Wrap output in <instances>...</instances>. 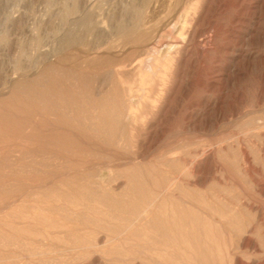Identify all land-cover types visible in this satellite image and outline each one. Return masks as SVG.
Listing matches in <instances>:
<instances>
[{
    "label": "rangeland",
    "instance_id": "obj_1",
    "mask_svg": "<svg viewBox=\"0 0 264 264\" xmlns=\"http://www.w3.org/2000/svg\"><path fill=\"white\" fill-rule=\"evenodd\" d=\"M252 1L0 0V84L7 76L15 77L17 82L36 80L54 63L63 64V70L68 69L63 72L64 78H67L74 72L71 61L82 62V65L86 61L90 66L105 67L89 70V73L84 71L83 76L92 87L96 85V76L110 69L106 65L116 64V60L121 62L135 58L136 50L130 49L126 41L129 35V38H135V32L130 29L134 19L136 22L140 15L147 26L140 31L143 35L141 40H164L158 48L160 54L167 51L168 45L172 48L175 45L176 51L173 48L170 52L173 57L180 56L179 60L180 46L185 51L183 60L176 62L174 72L178 70V74L173 72L170 79L176 80L174 86L170 82L165 89L156 86L149 92L138 77L129 75L134 80V92L148 94L141 109L135 107L137 100H132L134 113L131 116L127 114V97L122 95L118 119H112V123L107 120L104 126L99 120L81 123L92 136L87 135L89 140L74 136L80 149L77 154L79 159L86 158L87 154L86 159L97 165L73 172V188L62 187L60 190L59 187L39 185L34 174L25 176L23 183H13L14 188L23 185L27 200L16 191L14 206L5 209L6 212L0 211V264H161L153 245L167 235L162 216L175 199L176 202L184 201L186 196L197 200L203 209L215 215L212 220L215 233L207 242H210L214 257L217 254L221 260L220 264H264V0ZM73 3L77 6L76 13L66 20L63 9ZM240 3L250 6V10H242ZM138 8L142 11L140 15L136 11ZM186 14L185 28L194 33L193 40H183L184 35L177 37L176 27L180 26L178 30L181 28ZM86 16L92 31L84 25L71 26ZM239 16L248 22L238 29L236 22ZM120 26L126 28V34H119ZM63 37L70 40L79 37L80 40L77 38V43L74 38L72 49L61 50L63 41H66ZM105 41L108 42L105 44ZM154 43L156 45V41ZM232 48L240 51L242 57L230 55ZM57 50L60 54L56 53ZM101 53H106V56ZM20 71L26 75L22 79L18 77ZM45 78L41 80H45L42 82L48 87L47 81H52L50 77ZM107 84L105 89L109 87ZM53 85L50 84L46 89L50 92L45 91V95L53 91L50 89ZM76 85L75 91L84 90L79 83L76 82ZM37 87L32 94L38 89L41 95L42 90ZM160 89H163L162 93ZM13 90L9 87L3 91L6 93L0 94V123L5 124L7 131L9 129L6 132L0 127V133L5 134H0V160H3L0 161V177L3 179L10 176V169L15 172L28 169L25 165L29 160L34 162L37 159L32 157L31 149L42 148L39 143L25 145L20 137L18 139L19 131L12 132L19 124L40 121V117L32 113L30 105L22 107L19 104L18 108H13L1 103L13 95ZM22 93L21 101L23 97L27 98L25 92ZM37 93L33 98H43L39 93L40 97H37ZM81 95L86 100V94ZM29 99L24 100L28 102ZM154 99L159 100L153 105L151 101ZM39 130L36 134L46 129ZM5 139L7 142L3 141ZM106 141L107 144L118 145L115 148L118 154L110 150ZM28 153L31 156L28 157ZM57 156L56 153L53 156L54 163L59 161L57 165L64 166L66 160L60 156L62 160L57 158L55 161ZM4 163L10 164L9 167ZM21 164L24 165L22 168ZM4 181L7 179L3 180V184ZM5 194H0V200L7 199L9 191L6 190ZM63 195H68L66 197L79 206L74 208L56 202V212L53 213L40 202L46 198L55 201ZM30 212H34L37 219L27 225L37 231L36 236L3 235V226L13 222L14 216H28ZM50 223L59 229L48 232ZM136 247L139 248L136 250ZM139 252H142L141 256ZM210 258L204 261L213 264Z\"/></svg>",
    "mask_w": 264,
    "mask_h": 264
},
{
    "label": "bare ground",
    "instance_id": "obj_2",
    "mask_svg": "<svg viewBox=\"0 0 264 264\" xmlns=\"http://www.w3.org/2000/svg\"><path fill=\"white\" fill-rule=\"evenodd\" d=\"M244 2H245V0H244ZM250 2H253V1L249 0V3ZM254 2H255V0H254ZM177 4H178V2H177ZM255 5H257V4H255ZM181 6H182V4H181ZM187 6H188V4H187ZM76 7L77 6L75 5V3H73L69 7H64V9H63V18L68 20L71 16L75 15ZM181 8H183V7H181ZM240 8L242 10H250L251 7L242 3L240 5ZM136 11L139 13V15L142 13L140 8L136 9ZM186 12H187V10H186ZM176 13H177V10H176ZM186 16H187V14L185 15V19H184V22H183V25L181 26V28L178 30V27H180V26L176 27L177 28V30H176L177 31V37L181 36V35H184L183 36V40L184 39L185 40L186 39L193 40L194 37H195L194 33L190 29H186L187 27L185 28V24L187 23V20H186L187 17ZM140 17H141V15H140ZM140 17L138 18V20L136 22H135V19H134V22L132 24V28L130 29V30L135 32V38L134 37L129 38L130 37V35H129L128 40L126 41V45L130 46V49H135L136 50L135 51V58L127 60V61L126 60H122L121 62L116 60L117 61V62L115 61L116 64H111L110 62L109 63L106 62L108 64H111L110 66L106 65V67H109L110 69L106 73H103V74L100 73L101 76H99V77L96 76V79L94 81V82H96V85L94 84L92 87H89L90 85H88V84L90 82L88 81L89 82L88 83L87 82V78H85L86 76L85 77L83 76L84 71L88 72L89 70L92 71L94 69L102 70L105 67L104 66L101 67L99 65V63H97V64L100 66V68L98 66H90L86 61L84 62V65H82V62L71 61L72 65L74 66V72L72 71L73 73L69 77L66 76L67 78H64L65 76H64L63 72L67 71L68 69L65 70V68H64V70H65L64 71L63 67H65V66L63 64L55 65V63H54V65L53 64L49 65L41 74H39L37 76V78L39 76H40V78H38V79L35 78L36 80H34V79L33 80H26V81L22 80L20 82H17L15 80V77H12V76L11 77L10 76L6 77L5 76L6 80L2 81V83L0 84V94L4 90L6 91V88H9V87L13 88L14 90H13V95L11 94L12 96H10L6 100H2L1 103L4 106H10V107L14 106L13 108L17 107L19 104L22 107H24V106L29 107V105H30V108H32V113L34 115L40 117V121L37 120L38 123L33 122V123H30V124H27V123L26 124H19L16 127L15 131H12V129H11L10 132L12 131L13 133L14 132L16 133V131H19V133H17L18 139L20 137V139H22L21 141H23L25 145H33L35 143H39V144L42 145V148L40 149V146L38 144H36L35 146H39V147H37L39 149H34L33 151L31 149L32 157L33 156H34V158L37 157V159L33 160L34 162L31 161L32 159L29 160L30 162L25 165V167H27L28 169H26V170H22L21 169L22 171L17 170L18 171V172L16 171L17 173L15 172L14 169H10V170H12V172L14 170V173H12L10 171L9 172L10 176L8 175L7 178H4V179H7L6 182L4 181L5 185L3 184V180L4 179L0 177V194L4 196V195H6L5 191L6 190L9 191V195H7V199H1L0 200V211L1 210L4 211L8 207L10 209V207L14 206V204H15L14 200L16 198V194H15L16 191L18 192V194H21L27 200V195H26V192L24 191L25 189L22 187L23 185H19L17 188H14V186H13V183H15V182H22L23 183L24 181H26L25 180L26 179L25 176H27V175H30V174L36 175V177H37L36 180H37V183L39 185H43V186L48 185L50 188L51 187L52 188H54V187L58 188L59 187L60 190H61L62 187L66 188V189H69V188L71 189V188H73V185L71 184V179L73 178V176H72L73 172L80 171V170H85V169H90L93 166L97 165L96 163L91 162L89 159H86L87 158V154H85V152H84V154L86 155V158L83 156L84 158H80L79 159V156H78L77 153L79 152L80 149H79V145L74 140V136H77V137L79 136L80 138H84V140H89V138L87 137V135H88L87 129L85 130V126L81 125V123L83 124V122L87 123V121L92 122V120H95V121L99 120L101 123L99 121H97L96 122L97 124L100 123L102 125L103 124L105 125V123L106 122L108 123V121L109 122L110 121L113 122L114 119H118L119 118L118 115H120L121 106H122V103H123V100L121 101V99H123L122 95L127 97L126 98L127 99L126 103H127L128 107H129L128 110H127L128 116H131L134 113L133 107H132V100L134 98H135V101L137 100V103H136L135 107L141 109V107L145 103V100L147 101L148 94H147V92H144L143 94H139V93L134 92V89H133L134 88V80L133 79L131 80L130 76L138 77L140 79V81L142 82V85L146 86L145 89L148 90L149 92H152L153 88L155 89L156 86H158V88L161 87V88L165 89V88L168 87V85H170V82L172 83V85L175 83V81H176L175 79H173V81H170V79L173 78V72H174V69H175V66H176V62L180 58V56L178 58L173 57L171 52H170V50H172L175 47V45H174L173 48H172V45H168V47H166L167 51H165L163 53L161 51V54H160L159 53L160 51L158 50V48L160 47L161 44L163 45L164 40L162 41V39H159V38L158 39L155 38L154 40H150V39H147V38L144 39V40H141L143 38V35H141L140 31L145 30L147 28V26H145L144 21ZM242 17H243V15H242ZM180 18H182V17H180ZM182 19H180V20H182ZM88 21L89 20H88V18L86 16V17H83L82 19H80V21H76L75 23L73 22L71 24V26L73 27V26L82 25V27H83V25H84V26H86L87 30H89V31L91 30L92 31L93 27L91 26V24H89ZM193 22H195V21H193ZM247 22H248V20H246L245 18H241L240 16L237 17V22L236 23L238 24V29L241 28V26L243 24L247 23ZM167 25H169V24H167ZM187 25H189V24H187ZM108 27H110V26H108ZM84 28H82V29H84ZM76 29H77V27H76ZM111 31H112V29H111ZM111 31L109 32V34L111 33ZM118 31H119V34H126L127 33L126 28H124L123 26L118 27ZM158 31L160 32V30H158ZM161 32H162V30H161ZM68 33H71V32L69 31ZM169 33H171V32H169ZM254 33L256 34L255 31H254ZM76 34H77V32H76ZM109 34H108V37H109ZM67 35L70 36V34H67ZM64 36H66V35H64ZM69 36H68V38H70ZM157 36H159V35H157ZM66 37L65 38L63 37V38L66 39ZM74 38H76V41H75ZM74 38L73 39H74L75 42L78 41L77 38L80 40L79 37H74ZM73 39H71V40L70 39H66V41H63L64 42L62 44L63 48L61 47V50H64V48H66V50L67 49H72L74 47L73 46L74 45L73 44ZM176 40H177V38H176ZM155 41H156V45L154 43ZM161 41L163 43H161ZM107 42L105 41L104 43L106 44ZM169 42H170V40H169ZM105 44H103V45H105ZM75 45H78V44L75 43ZM112 45H114V44H112ZM110 46H111V44H110ZM110 46L108 45V47H110ZM99 48H96V49H99ZM112 48H113V46H112ZM180 48H181L180 52L178 51V53L181 55V59L179 61L183 60V57H185V51H182L183 47L180 46ZM59 49H60V47H59ZM128 49H126V50H128ZM175 49L176 48H174V50ZM91 50H93V49H90V51ZM103 50H104V48H103ZM101 51H102V49H101ZM113 51H114V49H113ZM60 52H62V51H60ZM98 52H99V50H98ZM115 52H116V50H115ZM56 53H59L58 50L56 51ZM102 54L104 56H106V53H101V55ZM110 54H108V55H110ZM123 54H122V56H123ZM230 55H232L234 57L236 56L238 58L242 57L241 56V52L238 51V50H234L233 48L230 51ZM115 56H116V54H115ZM119 57L120 56H118V58ZM188 58H189V56H188ZM115 59H117V58L115 57ZM109 60H107V61H109ZM89 61H91V60H89ZM92 62H93V59H92ZM102 63H103V61H102ZM71 69H73V68H71ZM19 70H20V68L17 67V71H19ZM95 72H97V71H95ZM18 74H19L18 77H20L19 79H22L23 77L26 76L25 73L22 72V71H20ZM69 74H70V72H69ZM93 74H94V72H93ZM174 74L175 75L178 74V70H176L174 72ZM84 75H85V73H84ZM86 75H87V73H86ZM29 77H31V75H29ZM45 77H47V78L50 77L49 79L52 81V83L50 81H47L49 86H50V84L54 83V85H53L54 89L52 88V86L50 88L53 91L51 90L52 92L50 94H47V95H45V93H46L45 91H47L46 89L49 86L47 87L46 84L45 85L43 84L42 81H45V80H41L43 78L46 79ZM93 78H95V76ZM93 78H92V80H93ZM74 82H75V84H74ZM76 82L80 84L79 86H82L84 88V90L81 91V92L83 93V95L86 94V100L87 101L85 100V97L84 98L82 97V95H81L82 93L81 92H77V90L75 91V87L77 86ZM94 82L92 81L91 84H93ZM107 83L109 84V87H107L108 89L106 88L107 89L106 90L105 89V85ZM37 86H40V87H37ZM35 87H37L39 89L41 88L40 90H42V94L43 95L42 94L40 95V93H39L40 91L38 89H36V91L39 93L40 96L43 97V98H41L42 100L40 98L38 100L33 98L36 95V93H37V92L33 91L34 93L32 94V90ZM140 89H141V87H140ZM161 90H163V89H160V92H161ZM22 92L23 93L25 92L24 95L27 96V98L23 97V99H22L23 102L20 100V98H22L20 96V94ZM47 92L49 93L50 91L48 90ZM3 93H6V92H3ZM38 93H37V97L39 96ZM29 97H30L29 101L27 100L28 102H25V100L28 99ZM158 100L154 99V100L151 101V103L154 105L155 103L158 102ZM149 101H150V99H149ZM27 107H25L23 109L25 110ZM20 109H22V108H19V110ZM10 114H12V113H10ZM24 114H25V112H24ZM34 115H31V116H34ZM9 116H7V117H9ZM4 117H6V116H4ZM24 118H25V116H24ZM31 119H33V118H31ZM29 121L27 120V122H29ZM112 122H110V123H112ZM116 122H117V120H116ZM116 122L114 123L115 125H116ZM22 123H25V122H22ZM84 125H86V124L84 123ZM91 125L92 124H90L89 126L91 128H93ZM99 125H98V127H99ZM102 125H100V128L102 127ZM109 125L110 124H108L107 126H109ZM1 126H2L3 129L7 128V127L5 128V124H3V123H0V127ZM83 127H84V129H83ZM43 128L46 129L44 132H42V133L40 132V133L36 134L37 131H40L39 129H43ZM86 128H87V126H86ZM94 129L95 128H93L92 130H94ZM96 129H97V126H96ZM107 129H109V127H107ZM111 130H112V126H111ZM3 131H5V130H3ZM8 131H9V129H8ZM8 131L6 129V132H8ZM111 132H113V130ZM0 134L1 135L2 134L5 135L4 132H2ZM89 134H90V132H89ZM88 136L91 137L92 135L91 136L88 135ZM111 136H112V134H111ZM113 137H114V134H113ZM0 138H2V137H0ZM112 140H113V138H112ZM0 141H2V140L0 139ZM3 141L5 142L6 139L3 140ZM77 141H79V140L77 139ZM91 141H93V139H91ZM107 142L108 141H106V145H109L110 150L113 149L114 152H115V153L114 152H112V153L118 154L116 152V150H115V148L118 145L114 144V143H112V144L108 143L107 144ZM83 143H82V145H83ZM87 144H85V145H87ZM93 144H94V142H93ZM90 145H91V143H90ZM104 145H105V143H104ZM97 146H100V145H97ZM97 148L100 149V147H97ZM101 149H102V147H101ZM107 150H108V148H107ZM101 152H102V150H101ZM171 152H173V151H171ZM22 153H24V152H22ZM29 153H30V150H29ZM29 153H28V157L30 155ZM55 153H56V156H57V154H59L63 159L66 160L64 166L63 165H60V166L57 165V164H60V162L57 161L58 160L57 158H59L60 156L59 157L57 156L56 160H55L58 163L57 164H55L56 162L54 163L55 157L53 158V156H54ZM87 153L90 154L89 151ZM51 154H52L51 158H53V159L49 158L51 156ZM26 159H27V157H26ZM60 160H62V159H60ZM0 161L3 162V160H0ZM7 161H4V162H7ZM26 161H28V159ZM22 162H23V160H22ZM9 163H10V161H9ZM24 163L25 162H23V164ZM4 164H6V163H4ZM23 164L20 165L21 168H22V166H24ZM157 164H159V163H157ZM8 165H10V164H6V167ZM162 165H163V163H162ZM154 167H156V166H154ZM17 169H18V167H17ZM144 171H145V169H144ZM148 173H150L149 170H148ZM154 174H155V171H154ZM147 177H148V175H147ZM155 178L157 179V177H155ZM6 183H10V184L6 185ZM152 183H154V182H152ZM173 183H174V179H173ZM168 185H170V184H168ZM156 187H157V185H156ZM5 188H7V189H5ZM68 194H70V193L68 192ZM194 195H196V194H194ZM64 196L65 195H63V197L60 196V198L56 199L55 201L46 198L44 200H41L40 202H42L46 207H48L51 210H53L52 211L53 213L56 212V211H54V209L57 208L56 202H61V205H63V206H65V205L69 206L70 205L71 207H74V208L79 206V204L77 202H76L77 203L76 204L74 200H71V198L70 199L67 198L68 195H66L67 197L66 196L64 197ZM168 196L170 197L172 195L169 194ZM168 196H167V198H168ZM170 198H172V197H170ZM185 199L186 200H184V201L179 199V201L181 200L183 202H181V201L180 202H178V201L176 202V199L175 200L173 199L175 202H172L171 206L169 207V209H166V212H164L162 218H163V223L167 227V229H166L167 230V235L164 236L165 238L163 237V239L160 241V243L153 245V250L155 252L156 257L161 261L160 262L161 264H207L208 262L206 261L207 262L206 263L204 261V260H206L207 257H209V258L211 257L210 259H212L211 262H213V264H220L221 260L219 259L217 254H216V257H214V254L212 252L213 250L211 249V246L209 245L210 242L209 243L207 242V240L210 238L211 234L213 232L215 233V230H214V228L212 226V220L215 218L214 217L215 215L210 213L208 210L203 209V207L199 204V202L197 200L195 201L194 199H190V198H188V196H186ZM15 206L17 207V205H15ZM20 207H22V206H20ZM148 207H149V205H148ZM5 212H6V210H5ZM33 213L34 212H30V215H28V216H26V215H21V216L16 215V216H14L13 219H12L13 222H10V223L5 224L3 226V228H2L3 235L6 236V237H11V236H14V237L36 236L37 235L36 234L37 231H33L35 229H33L29 225H27L30 221L36 222L37 218L33 215ZM37 222H41V220L37 221ZM56 222H57V220H56ZM50 224L51 225L47 229L48 232L49 231L50 232H54V231L59 229L58 227H55V225H52V223H50ZM222 229H221V231H222ZM224 230L226 232V229H224ZM143 245H147V244H143ZM137 248H139V247H136V250H137ZM136 250H135V252H136ZM139 254H140V252H139ZM141 254H142V252H141ZM141 254H140V256H141ZM205 256H206V258H205ZM155 263L159 264L158 262H155Z\"/></svg>",
    "mask_w": 264,
    "mask_h": 264
}]
</instances>
